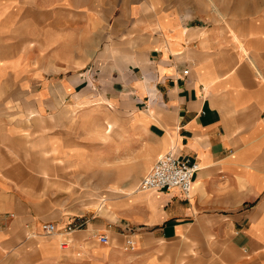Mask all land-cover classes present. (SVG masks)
<instances>
[{
  "label": "crops",
  "instance_id": "obj_1",
  "mask_svg": "<svg viewBox=\"0 0 264 264\" xmlns=\"http://www.w3.org/2000/svg\"><path fill=\"white\" fill-rule=\"evenodd\" d=\"M3 1L0 264H264V0H50L55 19L44 38L40 24L33 29L31 65L83 69L62 79L35 70L33 103L17 106L14 120L4 116ZM17 38L21 66L30 46ZM90 94L111 106L97 123L95 152L74 153L65 136H73L76 102ZM168 151L199 165L188 198L137 190ZM75 177L108 179L111 188L81 192L83 207L99 212L91 218L58 219L40 183L65 178L72 187ZM77 219L83 226L63 238ZM45 223L57 232L41 236ZM101 235L134 247L103 256L87 247Z\"/></svg>",
  "mask_w": 264,
  "mask_h": 264
},
{
  "label": "rangeland",
  "instance_id": "obj_2",
  "mask_svg": "<svg viewBox=\"0 0 264 264\" xmlns=\"http://www.w3.org/2000/svg\"><path fill=\"white\" fill-rule=\"evenodd\" d=\"M4 106L9 107V114L4 115L5 117H9L10 120L16 119L20 114H17V106L22 105H30L33 103L34 98H31L33 91L38 89L35 87L30 80L34 74L36 75L38 68L44 69L47 67L46 72L58 73L60 75L59 78H64L69 72L74 74H79L82 72V67L80 65H73L71 67H66L64 65H59L58 67L53 66H32L31 59L33 57L32 52V32L36 25L40 24L42 26V38H44V26H49L51 21H54V17L49 16V10L53 9L52 5L50 8V0H4ZM73 21L74 27L79 26L76 24L79 21V18H72L69 21ZM57 22L56 28L61 32L60 36L64 35V25L65 18H56ZM52 23V22H51ZM20 27V28H19ZM25 34L26 47L28 51L25 53V62L24 64H20L21 66H16V63L19 61L17 59V49L15 48L14 43L18 39L17 36L19 34ZM45 41V40H43ZM48 49H41L40 54L44 57L45 60L48 59ZM67 68V69H66ZM50 69V70H49ZM18 75V76H17ZM47 77V75H46ZM58 77V76H57ZM19 85V86H17ZM24 96V97H23ZM29 96V97H28ZM87 100H79L76 102L77 106L73 108V125H72V137L71 133L66 135V127L60 126V130H62V137H67L68 139H73V150L74 153H79L80 146L85 148L88 153L95 152V140H96V127L97 123L105 120V114L107 113V108L111 106V101H108L107 104L103 105L104 102L99 101L94 98L91 94L88 95ZM59 102V101H58ZM69 103L68 101L63 104L66 105ZM81 105V106H79ZM84 108H81L83 107ZM12 108V109H11ZM85 113V114H82ZM82 115H84V119H82ZM85 122L88 125L84 126ZM107 125L112 127V122L107 121ZM58 129V128H57ZM73 153V154H74ZM70 152L63 153V155H69ZM59 162H62L60 159ZM64 165V163H62ZM79 161L73 164V170L75 174H79L82 170ZM65 169V168H64ZM58 170L59 174H64L65 170ZM70 169V168H69ZM72 175V174H71ZM69 181L71 178H67ZM48 181V180H47ZM64 179L55 178L50 179L47 183H40L42 200L50 204L53 209L56 210V214L58 219L61 217H75L76 215H83L85 218H91V216L95 215L92 213H99L96 210V206L90 204L93 209L84 208L81 204V201L87 202L86 196L80 199L81 192H90V189L100 190L102 188H111L108 186V179H104L105 184H103V179L96 178H81L75 177L73 178V186L71 187L69 184L64 183ZM103 181V182H102ZM83 185H82V184ZM103 184V185H102ZM101 185V186H98ZM70 186V187H69ZM89 189V190H87ZM100 192V191H99ZM96 192L97 195H105L104 193ZM95 197L94 195L92 198ZM85 211V212H84ZM110 216V215H109ZM65 220L62 223V226L66 223ZM59 229V227H57ZM41 229V228H40ZM41 236L44 234L41 231ZM109 238V243L106 246L100 245L97 242L93 241L92 246H87L90 250H95L101 253V255H108L106 251L109 250H117L125 253H129V250L125 249V245L122 246V242L120 240H116L114 237L107 236ZM76 252H80V247H76ZM110 256V255H109ZM113 260L111 257H107L106 264H113ZM80 264V263H79ZM91 264V263H90Z\"/></svg>",
  "mask_w": 264,
  "mask_h": 264
},
{
  "label": "built area",
  "instance_id": "obj_3",
  "mask_svg": "<svg viewBox=\"0 0 264 264\" xmlns=\"http://www.w3.org/2000/svg\"><path fill=\"white\" fill-rule=\"evenodd\" d=\"M187 74V71H184ZM199 171L197 162L189 158H180L173 152L160 155L149 171L140 179L137 190L142 192L156 191L169 192L178 190L186 198L189 197L192 189L196 173ZM85 221L77 219L74 222L66 225L61 232L62 237H68L71 233L83 226ZM41 231L44 235L50 236L57 232L56 225L53 223H45L41 226ZM98 242L102 245L108 244V237L101 235ZM61 249H66L68 242L66 239L59 243ZM134 242L127 239L125 241V249L132 250Z\"/></svg>",
  "mask_w": 264,
  "mask_h": 264
},
{
  "label": "bare ground",
  "instance_id": "obj_4",
  "mask_svg": "<svg viewBox=\"0 0 264 264\" xmlns=\"http://www.w3.org/2000/svg\"><path fill=\"white\" fill-rule=\"evenodd\" d=\"M55 234V233H54ZM53 235V234H52Z\"/></svg>",
  "mask_w": 264,
  "mask_h": 264
}]
</instances>
